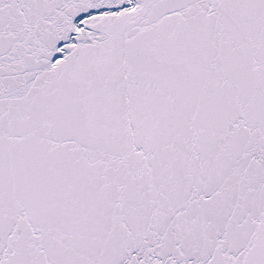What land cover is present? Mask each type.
<instances>
[{
	"label": "water",
	"instance_id": "obj_1",
	"mask_svg": "<svg viewBox=\"0 0 264 264\" xmlns=\"http://www.w3.org/2000/svg\"><path fill=\"white\" fill-rule=\"evenodd\" d=\"M0 264H264V0H0Z\"/></svg>",
	"mask_w": 264,
	"mask_h": 264
}]
</instances>
